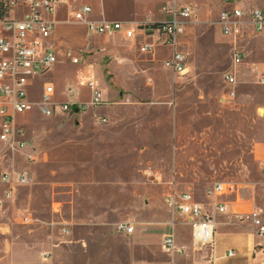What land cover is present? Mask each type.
Wrapping results in <instances>:
<instances>
[{
	"label": "rangeland",
	"instance_id": "rangeland-1",
	"mask_svg": "<svg viewBox=\"0 0 264 264\" xmlns=\"http://www.w3.org/2000/svg\"><path fill=\"white\" fill-rule=\"evenodd\" d=\"M69 1L74 8L95 4ZM138 2L142 1L103 0L111 18L126 16L139 8ZM177 2L192 10L191 19L200 21L189 19L177 40V50L186 57L185 76H175L165 67L172 52L167 44L156 43L153 56L140 53L138 46L124 56L123 43L117 56L104 48L122 37L96 35L108 44L98 43L95 50L78 55V44L69 43L70 54L57 57L54 67L26 89V99L38 103L50 84L53 103L79 106L89 101L87 74L96 76L104 93L106 105L94 112L45 117L35 108L17 116L24 147L1 158L12 161L13 175L27 174L29 184L17 188L15 201L0 208L11 213L20 228L64 221L63 233L77 226L79 239L92 235L90 247L80 250L81 263H180L161 246L140 242L164 235L175 241L182 237L185 219L166 206L169 193L186 192L206 204L208 190L222 182L233 184L238 197L255 206L264 201V175L253 153L264 146V35L248 33L234 40L221 36L216 24L220 10L260 8L264 0ZM140 40L138 35L136 41ZM234 46L243 56L236 67ZM229 72L235 74L233 86L224 80ZM100 115L106 116V124L96 122ZM26 155L34 160L27 162ZM234 195L221 200L232 201ZM26 218L32 219L28 225L23 223ZM119 224L132 227L133 234L119 232Z\"/></svg>",
	"mask_w": 264,
	"mask_h": 264
},
{
	"label": "built area",
	"instance_id": "built-area-1",
	"mask_svg": "<svg viewBox=\"0 0 264 264\" xmlns=\"http://www.w3.org/2000/svg\"><path fill=\"white\" fill-rule=\"evenodd\" d=\"M168 6L162 8L168 20L161 26L152 28V22L147 18L144 22L129 25L118 22H89L87 16L90 8L81 6L73 15L77 23L87 25V31L91 35L110 36L122 33L127 39H134L137 33L151 34L158 37L162 44L171 46L172 53L165 61V67L175 76H185L188 72L186 57L177 50V40L183 35L186 25L192 16V10L186 6L178 5L176 0H167ZM64 0H0V158L9 152H19L23 147V131L16 124V118L36 108L42 116L51 117L57 113H70L78 111L95 110L104 103L102 91L93 78L86 77L85 85L89 90L90 98L87 103L79 106L76 104L53 103L51 97L54 90L50 84H46L38 103L29 102L26 99V87L30 79L39 77L51 69L57 58L49 40L54 31L53 20L57 6L64 4ZM15 8L25 10L20 18H11L9 13ZM223 37L236 40L245 34L264 35V7L241 10L232 8L221 11L216 20ZM140 53L148 54L153 51L152 44H141ZM242 53L234 46L232 50V65L239 66L242 63ZM73 64L78 59L72 58ZM257 80L261 81L257 68ZM235 74L229 72L224 76L227 86L235 84ZM232 94H229L231 96ZM96 122L104 125L106 118L97 117ZM27 162L34 158L25 156ZM260 172L264 175V161L259 164ZM29 184V178L25 173L15 174L13 177L0 171V185L8 186L0 194V206L10 201L15 186L21 187ZM236 193V187L230 183H215L206 196L210 200V210L204 211L193 197L186 193H169L165 198V204L169 210L182 218L190 226L193 248L201 251L208 264L215 263L214 236L215 223L213 214H226L227 204L221 200ZM236 219L242 221L249 219L256 228L257 233L264 239V223L259 215L252 211L249 214H240ZM28 220L24 219L23 223ZM117 230L125 235L132 233L133 228L119 224ZM161 250L170 256H181L186 253L184 246L176 244L172 235H164L161 240ZM226 256H233L228 252Z\"/></svg>",
	"mask_w": 264,
	"mask_h": 264
},
{
	"label": "crops",
	"instance_id": "crops-1",
	"mask_svg": "<svg viewBox=\"0 0 264 264\" xmlns=\"http://www.w3.org/2000/svg\"><path fill=\"white\" fill-rule=\"evenodd\" d=\"M64 1L65 3L57 6L55 10L53 17L55 22L54 31L49 40V44L53 47L56 58L65 57L67 54H70L68 53L69 43L78 44L79 50L76 52L78 55L80 53L84 54L86 52L95 50V45L98 43L105 45L108 44L106 39H98L96 35L89 34L86 24L77 23L74 21L73 15L81 6H87L90 8V13L87 16V20L94 23L107 21L135 25L144 22L147 18H149L152 23H164L168 20L167 15L162 12V8L169 5L167 0H141L142 2H138L137 4L139 8L137 7L136 9L129 11L126 16L120 18H111L106 15L103 0H95V4L90 5L79 4L75 8L71 5L69 0ZM225 10L230 9H222L220 12ZM24 11L25 10L21 8H15L10 11L9 17L20 18ZM191 22L194 23L200 21H197L195 18L191 19L189 23ZM218 31L221 35L220 28H218ZM138 35L142 40L136 41V37ZM115 36H121L122 39H114L111 41L112 46L107 45L104 50L107 52L116 53L117 56L120 55L118 50L120 49V45L123 43H125L122 45L124 56H127L131 47H134L136 50V46L139 48L141 44L147 43L144 42L146 38L152 39V42L148 44L153 45V51L148 54L153 56L156 43H160L158 41V37L151 34L142 35L137 33L134 39H127L122 33H115L104 37L114 38ZM77 64H79V60ZM85 65H87V67H92L89 64ZM86 77L93 78L97 85L100 86L96 76L90 77L87 74H84V84ZM33 79L29 80L26 89L29 87L30 82ZM102 95L104 99L103 105L95 110L89 111L94 112L98 109L104 108L106 105V100L103 91ZM100 116L106 118L104 115ZM253 153L254 157L258 159L259 164L260 162L264 161V146L260 145L255 147ZM11 162L12 161H10V163L6 162L0 158V171L13 177L14 165H12ZM7 187L8 186L6 185H0V194H2V192L7 189ZM17 188L19 187L15 186L13 188L12 198L10 201L6 202L5 205L15 201ZM26 197L30 199L31 195L29 192H27ZM205 198L207 199L208 197L206 196ZM233 198L234 199L232 201L222 200L228 206V212L226 214L212 215V220L215 223L214 264H264V239L257 233L256 228L252 225L249 219H244L242 221L236 219V216L240 214L246 215L252 211H255L264 223V201L259 206H255L249 200L244 201L240 199L236 193ZM207 200L208 201L206 204L201 202L198 203L196 200L195 201L200 204L204 211L208 212L210 210V200L209 198ZM1 208L0 264H87L85 260L81 263L79 253L80 250L90 247L91 242L95 240L92 235L91 237L85 239H79L77 236V226L68 227L67 233H63L61 228L65 223L64 221L43 223L38 225L39 227L23 226L20 228L15 225L13 215L11 213L9 214L6 210H2ZM27 220L28 222L24 223L25 225H28V223L30 224V222H32L31 218ZM185 225L186 226L183 228V234L188 232L189 237L183 238L182 234V237H177L175 242L179 246H184L187 249L186 253L181 256L171 257H177V260L180 261L178 264H208L204 255H198L193 251L194 248L191 240L190 226L187 224L186 220ZM83 229V232L90 233L87 228L83 227ZM133 231L129 235H124L131 236ZM161 240L157 237L154 239V241H147L143 238L140 242L144 243L145 245L154 243L156 246H158V248H160ZM102 248L109 247L108 245H103ZM228 252H232L233 256H226Z\"/></svg>",
	"mask_w": 264,
	"mask_h": 264
},
{
	"label": "trees",
	"instance_id": "trees-1",
	"mask_svg": "<svg viewBox=\"0 0 264 264\" xmlns=\"http://www.w3.org/2000/svg\"><path fill=\"white\" fill-rule=\"evenodd\" d=\"M0 13H1V11H0ZM159 26H161V23H152V25H151L152 28H157Z\"/></svg>",
	"mask_w": 264,
	"mask_h": 264
},
{
	"label": "bare ground",
	"instance_id": "bare-ground-1",
	"mask_svg": "<svg viewBox=\"0 0 264 264\" xmlns=\"http://www.w3.org/2000/svg\"><path fill=\"white\" fill-rule=\"evenodd\" d=\"M260 112L262 113V110H260Z\"/></svg>",
	"mask_w": 264,
	"mask_h": 264
},
{
	"label": "water",
	"instance_id": "water-1",
	"mask_svg": "<svg viewBox=\"0 0 264 264\" xmlns=\"http://www.w3.org/2000/svg\"><path fill=\"white\" fill-rule=\"evenodd\" d=\"M77 112V110H75V113Z\"/></svg>",
	"mask_w": 264,
	"mask_h": 264
}]
</instances>
